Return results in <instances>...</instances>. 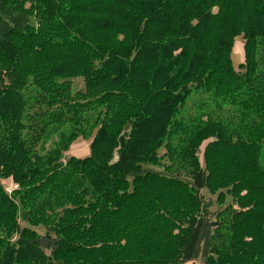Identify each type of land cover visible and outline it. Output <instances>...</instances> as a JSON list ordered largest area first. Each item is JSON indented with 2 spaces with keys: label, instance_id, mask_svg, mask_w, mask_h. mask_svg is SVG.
I'll return each instance as SVG.
<instances>
[{
  "label": "trees",
  "instance_id": "obj_1",
  "mask_svg": "<svg viewBox=\"0 0 264 264\" xmlns=\"http://www.w3.org/2000/svg\"><path fill=\"white\" fill-rule=\"evenodd\" d=\"M197 261L264 264V0H0V264Z\"/></svg>",
  "mask_w": 264,
  "mask_h": 264
},
{
  "label": "rangeland",
  "instance_id": "obj_2",
  "mask_svg": "<svg viewBox=\"0 0 264 264\" xmlns=\"http://www.w3.org/2000/svg\"><path fill=\"white\" fill-rule=\"evenodd\" d=\"M244 39L243 37H238L235 39L234 41V46H233V50H232V59L233 63H234V67L236 69L237 72H242L243 70L241 68V66L245 63V53H244ZM79 90H84V81L83 79H75L73 80V92L74 91H79ZM209 99V97L205 94H201V95H197L195 96L190 102L189 104H187L186 106V111L188 114L191 115H195L197 106L199 107V102H207ZM203 107V106H202ZM209 112V114L215 113L213 110H209L207 109ZM232 108H228L225 109V119H230L231 114L229 115L228 112H231ZM212 117V116H211ZM246 121L248 122V119H246ZM243 124V122L240 119V115L238 116V120L235 121V125H240ZM67 132V131H65ZM64 133V130H56L53 131L50 136L48 137L49 140L47 141H43L40 143V145L44 144V148L45 151H47L46 153L57 149V147H59L61 145V140H60V136L61 134ZM91 139H89L88 136H78L76 139H74L73 141H71L67 146H66V150L64 149V155L62 158V163H66L67 160L71 157H76L78 159H84L86 157H88L91 153ZM207 143L204 144V146L202 147L201 151L198 154L199 159L202 162V165L204 166V148L206 147ZM42 148V147H41ZM44 153V152H43ZM164 150L161 151V155H163ZM117 160V154L115 155L114 161ZM2 184L5 188V191L11 195L13 193L14 190L17 189V185L14 183L13 179H2ZM203 194L205 195V199L206 202L210 204V210L209 213L210 215H214L215 213L217 214V212L224 210L225 208H227V206L231 205V198L228 197L226 202L222 205L219 204L218 200H217V195H211L209 191H204ZM213 220H215V217L211 218ZM21 225L24 226L23 222L21 221ZM26 225V224H25ZM39 231V233L44 236L45 235V230L46 229H42V228H38L36 229ZM16 237V236H15ZM46 245V244H45ZM180 264H185V263H180ZM186 264H202L201 261H197L195 263H186Z\"/></svg>",
  "mask_w": 264,
  "mask_h": 264
}]
</instances>
